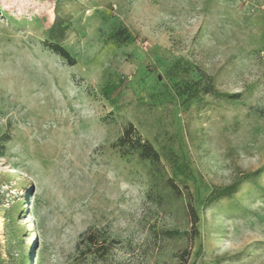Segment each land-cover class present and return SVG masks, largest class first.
I'll return each mask as SVG.
<instances>
[{
	"label": "rangeland",
	"instance_id": "rangeland-1",
	"mask_svg": "<svg viewBox=\"0 0 264 264\" xmlns=\"http://www.w3.org/2000/svg\"><path fill=\"white\" fill-rule=\"evenodd\" d=\"M57 16L73 65L46 46ZM199 73L240 97L202 94ZM127 124L159 155L156 179L113 148ZM188 204L198 235L165 238L190 229ZM183 251L264 264V0H0V264H178Z\"/></svg>",
	"mask_w": 264,
	"mask_h": 264
},
{
	"label": "trees",
	"instance_id": "trees-1",
	"mask_svg": "<svg viewBox=\"0 0 264 264\" xmlns=\"http://www.w3.org/2000/svg\"><path fill=\"white\" fill-rule=\"evenodd\" d=\"M66 30V27L62 26L60 24V19L57 16L51 26L48 29V40L50 41L47 43V47L49 50H51L53 53L59 55L63 59H65L68 64L73 65L74 59H72L68 53L63 50L59 45L58 41L63 37V34ZM115 36L117 39H119L122 42L127 43V41L130 39L128 35H126L124 30H118L115 33ZM200 81H203L204 87L201 89L202 94L210 95L212 97H220L227 100H237L240 95L239 94H219L217 93L213 85L211 83V79L204 75L203 73H199ZM197 85V83H196ZM109 90V89H108ZM184 90H186V94L189 97H194L198 94L196 90H192L191 85L188 83L185 84ZM107 91V88L104 89V92ZM106 93V92H105ZM104 93V94H105ZM113 148L117 149V152L119 153L121 158H129V157H136L141 161H146L151 164L150 169L147 171L149 176L152 179H156L158 176V166L160 165L159 155L157 152L153 149L150 143L147 141H143L138 134L136 133L135 129L131 124H127L123 129L120 137L117 139L116 143L113 145ZM263 167L256 171L253 176H257L261 171ZM171 186H173V183L171 181L168 182ZM240 183L231 184L223 189L220 190H213L211 191L208 196L204 199L206 202V205H210L213 202L226 198L231 196L232 194L236 193L238 190ZM174 188V187H172ZM179 193V191H176ZM187 216L189 218V226L190 229L187 231H179L177 229L165 231L163 232V236L167 239H189L192 240V238L196 237L198 235V217L196 214V211L194 208L188 204L186 207ZM87 241L90 244H95L96 239L95 235L93 233H88L84 235L82 241ZM201 253L200 247L198 248L195 257L197 258ZM189 253L187 251H183L180 253V255L177 256V259L179 261L178 264H185L187 262Z\"/></svg>",
	"mask_w": 264,
	"mask_h": 264
}]
</instances>
